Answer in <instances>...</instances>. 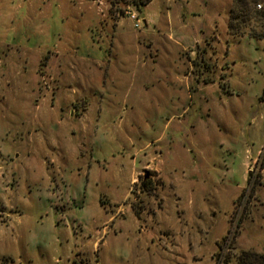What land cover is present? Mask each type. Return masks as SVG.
Here are the masks:
<instances>
[{
  "label": "rangeland",
  "instance_id": "obj_1",
  "mask_svg": "<svg viewBox=\"0 0 264 264\" xmlns=\"http://www.w3.org/2000/svg\"><path fill=\"white\" fill-rule=\"evenodd\" d=\"M134 1L0 0V264L264 254V32Z\"/></svg>",
  "mask_w": 264,
  "mask_h": 264
},
{
  "label": "trees",
  "instance_id": "obj_2",
  "mask_svg": "<svg viewBox=\"0 0 264 264\" xmlns=\"http://www.w3.org/2000/svg\"><path fill=\"white\" fill-rule=\"evenodd\" d=\"M151 0H136L137 9L147 5ZM264 0H232L228 12L227 31L232 36L247 35L261 40L264 32V9L256 10V5ZM259 32L260 34H257ZM144 185L148 181L143 182ZM243 195V193H242ZM236 264H264V254L254 251H242L236 259Z\"/></svg>",
  "mask_w": 264,
  "mask_h": 264
},
{
  "label": "built area",
  "instance_id": "obj_3",
  "mask_svg": "<svg viewBox=\"0 0 264 264\" xmlns=\"http://www.w3.org/2000/svg\"><path fill=\"white\" fill-rule=\"evenodd\" d=\"M256 9H260V5L259 4L256 5Z\"/></svg>",
  "mask_w": 264,
  "mask_h": 264
},
{
  "label": "flooded vegetation",
  "instance_id": "obj_4",
  "mask_svg": "<svg viewBox=\"0 0 264 264\" xmlns=\"http://www.w3.org/2000/svg\"><path fill=\"white\" fill-rule=\"evenodd\" d=\"M147 176H148V175L146 174V176L144 177V179L147 178Z\"/></svg>",
  "mask_w": 264,
  "mask_h": 264
},
{
  "label": "crops",
  "instance_id": "obj_5",
  "mask_svg": "<svg viewBox=\"0 0 264 264\" xmlns=\"http://www.w3.org/2000/svg\"><path fill=\"white\" fill-rule=\"evenodd\" d=\"M135 179L132 180V183L134 182Z\"/></svg>",
  "mask_w": 264,
  "mask_h": 264
}]
</instances>
